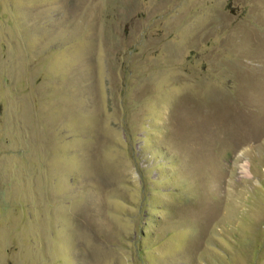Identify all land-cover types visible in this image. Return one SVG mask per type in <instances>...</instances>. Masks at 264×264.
<instances>
[{"label": "rangeland", "instance_id": "1", "mask_svg": "<svg viewBox=\"0 0 264 264\" xmlns=\"http://www.w3.org/2000/svg\"><path fill=\"white\" fill-rule=\"evenodd\" d=\"M0 264H264V0H0Z\"/></svg>", "mask_w": 264, "mask_h": 264}]
</instances>
